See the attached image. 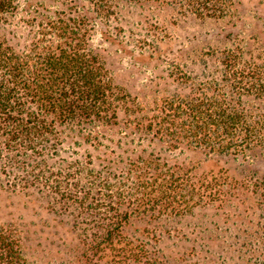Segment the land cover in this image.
Masks as SVG:
<instances>
[{
    "label": "trees",
    "instance_id": "1",
    "mask_svg": "<svg viewBox=\"0 0 264 264\" xmlns=\"http://www.w3.org/2000/svg\"><path fill=\"white\" fill-rule=\"evenodd\" d=\"M151 1L165 2L0 0V187L35 193L45 209L69 216L76 264H159L148 229L153 222L216 203L228 210L230 189L264 197V177L250 188L246 175L241 186L232 182V173L196 176L146 154L161 147L252 167L248 157L264 151V117L252 115L243 100L263 99L264 83L254 68L241 77L229 75L238 57L225 58L226 90L217 86L211 97L165 96L151 118L125 122L133 115L130 96L114 83L92 40L95 33L110 40V31L124 28L112 16L125 4L143 10ZM166 1L199 18L229 14L226 0ZM139 23L153 54L161 57L170 42L157 36L156 23ZM16 28L21 39L11 35ZM171 67L169 76L185 89L183 66ZM122 116L129 133L116 138ZM122 144L128 147L120 154L110 151ZM257 204L264 207V201ZM253 226L258 246L241 241L243 257L264 264V225ZM0 264H35L9 226L0 225Z\"/></svg>",
    "mask_w": 264,
    "mask_h": 264
},
{
    "label": "rangeland",
    "instance_id": "2",
    "mask_svg": "<svg viewBox=\"0 0 264 264\" xmlns=\"http://www.w3.org/2000/svg\"><path fill=\"white\" fill-rule=\"evenodd\" d=\"M169 3L151 1L143 10L134 4H125L118 17L112 16L117 18L113 24L124 28L110 31V40H105L100 33L93 36V47L99 52L109 75L129 94L132 103L133 115L122 116L116 138L129 133L122 125L125 118V122L151 118L159 98L170 95H178L181 99L211 97L217 86L226 90V73L230 70L229 62L225 61L227 56L238 57L229 75L241 77L243 72L247 75L248 69L254 68L252 70L257 71V77L264 83V0H226L229 14L218 19L199 18ZM141 20L156 23L153 25L159 29L157 36L170 42L161 57L153 54L150 42L143 38ZM21 33L16 28L11 35L21 39ZM172 63L183 66L189 78L185 89L169 76ZM243 101L252 115L264 117V96L261 100L247 97ZM127 147L122 144L118 150L111 146L110 151L120 154L119 151ZM163 150L152 147L146 154L168 165L185 167L196 176L209 172L218 173V176L232 173V182L241 186H244L241 177L246 175L248 178L243 182L250 188L255 180L264 177V151L250 155L252 167H247L223 159L209 160L198 152L165 153ZM234 191L230 189L229 193L234 195L228 210H220L216 203L197 208L184 217L160 219L149 225L161 255L159 264H260L259 258L247 262L241 246L244 240L254 249L258 246L253 224L264 225V207L258 208L257 204L264 201V197L252 195L249 190ZM45 205V200L35 193H15L0 187V225L15 229L35 264H76L71 254L74 242L69 231V216L55 215L45 209Z\"/></svg>",
    "mask_w": 264,
    "mask_h": 264
}]
</instances>
